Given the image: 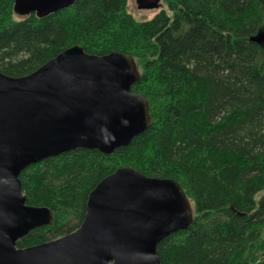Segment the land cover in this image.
<instances>
[{
	"label": "trees",
	"instance_id": "16d2710c",
	"mask_svg": "<svg viewBox=\"0 0 264 264\" xmlns=\"http://www.w3.org/2000/svg\"><path fill=\"white\" fill-rule=\"evenodd\" d=\"M0 0V71L27 75L66 48L131 54L132 92L149 102L151 126L105 155L77 148L28 166L27 203L52 209V225L18 240L28 247L76 230L106 176L133 166L183 187L186 230L158 244L162 264H264V0H162L137 20L129 0H77L40 18Z\"/></svg>",
	"mask_w": 264,
	"mask_h": 264
},
{
	"label": "water",
	"instance_id": "95a60500",
	"mask_svg": "<svg viewBox=\"0 0 264 264\" xmlns=\"http://www.w3.org/2000/svg\"><path fill=\"white\" fill-rule=\"evenodd\" d=\"M76 2L15 0L14 12L43 18ZM136 3L158 9L162 0ZM251 40L264 43V30ZM140 77L131 54L98 55L79 44L27 75L0 71V264H162L158 244L191 226V202L177 180L123 166L92 190L76 230L17 246L55 221L51 208L27 203L22 171L77 148L111 155L130 145L151 126L147 98L132 92Z\"/></svg>",
	"mask_w": 264,
	"mask_h": 264
},
{
	"label": "rangeland",
	"instance_id": "374dc122",
	"mask_svg": "<svg viewBox=\"0 0 264 264\" xmlns=\"http://www.w3.org/2000/svg\"><path fill=\"white\" fill-rule=\"evenodd\" d=\"M161 7H165V5L162 3ZM161 7L158 9H139L136 0H129L128 3L129 11L139 21L153 18Z\"/></svg>",
	"mask_w": 264,
	"mask_h": 264
}]
</instances>
